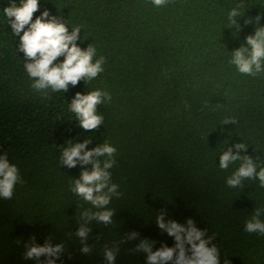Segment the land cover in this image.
I'll return each instance as SVG.
<instances>
[{
	"label": "trees",
	"instance_id": "1",
	"mask_svg": "<svg viewBox=\"0 0 264 264\" xmlns=\"http://www.w3.org/2000/svg\"><path fill=\"white\" fill-rule=\"evenodd\" d=\"M10 4L0 0V154L22 182L12 199H0V264H37L23 255L33 237L39 245L63 243L56 264H105V247L118 249L115 264H146L135 251L140 240L155 241L153 250L175 243L155 222L161 210L166 220L192 218L213 236L220 264H264V236L244 230L255 209L264 221V187L253 179L226 184L242 161L219 168L222 152L241 142L248 145L241 154L257 171L264 167V71L247 76L230 63L264 27V0H168L164 8L151 0H40L33 19L47 9L69 31L80 26L77 44L93 45L106 61L93 81L47 96L31 88L24 71L18 37L3 15ZM96 89L108 91L111 102L97 108L103 125L86 131L69 105L77 92ZM226 117L237 123L222 124ZM84 140L89 148H117L110 172L120 193L107 206L113 223L88 225V255L75 232L81 214L97 209L70 190L81 166L60 164L63 149ZM131 231L136 240H127Z\"/></svg>",
	"mask_w": 264,
	"mask_h": 264
},
{
	"label": "clouds",
	"instance_id": "2",
	"mask_svg": "<svg viewBox=\"0 0 264 264\" xmlns=\"http://www.w3.org/2000/svg\"><path fill=\"white\" fill-rule=\"evenodd\" d=\"M155 8H164L168 0H151ZM40 0H11L10 6L3 8L7 25L11 33L18 37L16 51L23 53L24 71L32 81L31 88L47 96L49 90L53 93L67 92L69 86L75 87L81 80L91 82L104 72L105 58L98 56L96 48L89 45L82 49L77 41L80 37V26L73 25L71 31L65 21L45 9L33 19L39 11ZM239 13L233 8L229 16L235 18ZM257 16L256 20L259 21ZM248 22V21H246ZM22 33V34H21ZM247 47L241 46L233 51L231 64L243 75L255 76L264 71V27L255 30L254 35L246 37ZM63 57L62 62H57ZM111 102V94L104 89H96L81 94L77 92L71 100L69 109L74 113L79 127L86 131L98 129L104 123L97 108L103 103ZM236 124L234 117H226L222 124ZM90 140L71 143L63 149L60 164L68 168L81 166L78 179H75L70 190L89 202L97 211H84L75 235L81 242L80 251L88 255L92 247L87 243L92 221L105 226L113 223V210L107 206L113 196H119L118 185L111 182V172L116 163L117 148L108 142L89 148ZM233 148L235 151H233ZM248 145L241 142L228 147L219 156V168L227 170L237 161H242L239 167L226 178V184L231 188L240 187L244 180H258L264 187V167L257 171V163L253 158L242 155ZM103 158V159H102ZM90 166V167H85ZM22 182L16 165L11 164L7 154H0V199L10 200L13 197L17 183ZM260 209H255L250 219L246 220L244 230L248 233H258L264 236V221L260 219ZM166 210H161L156 216L159 229L174 238V246L163 244L153 250L155 241L142 239L135 245L136 252L145 254L146 264H220L219 249L212 243L214 237L207 236L206 230L198 228L192 218L181 224L172 219H165ZM139 233H127V240H136ZM24 259L35 260L37 264H56L65 251L63 243L53 244L51 238L43 245L35 243V238L25 243ZM118 249L104 248L105 264H115ZM43 257V261H41ZM225 264H230L225 261Z\"/></svg>",
	"mask_w": 264,
	"mask_h": 264
}]
</instances>
